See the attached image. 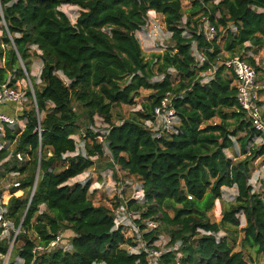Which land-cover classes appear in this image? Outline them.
I'll use <instances>...</instances> for the list:
<instances>
[{"label": "trees", "instance_id": "1", "mask_svg": "<svg viewBox=\"0 0 264 264\" xmlns=\"http://www.w3.org/2000/svg\"><path fill=\"white\" fill-rule=\"evenodd\" d=\"M186 1L191 7L183 22L182 0H0L6 23V29L0 25V81L9 79L16 86L26 72L36 101V107L31 103L24 110L22 129L5 126L0 136V178L10 172L22 176L1 200L5 218L15 226L21 223L15 242L22 244L6 264H17L15 255L21 264H146L144 252L128 250L136 240L115 228L111 209L94 204L91 181L68 183L104 156L105 147L96 139L100 131L90 126L95 116L106 126L101 131L111 157L106 165L116 163L140 179L144 199L130 200L129 207L135 203L142 218L159 222L142 234L144 241L151 243L160 234L168 235L170 243L180 241L182 264H250L248 250L264 264V198L249 182L253 160L261 157L264 164V142L249 146L259 133L237 101L232 70L216 64L222 50L233 57L246 43L264 49V0ZM63 4L81 8L74 23L59 9ZM151 9L163 16L172 43L147 59L136 32ZM197 10L208 17L200 29L189 26ZM204 20L217 31L213 40L204 37ZM219 25L225 28L223 47L216 42ZM193 42L205 55L201 64L194 60ZM33 56L42 61L39 85L29 73ZM245 60L259 69L252 56ZM212 65L213 75L202 83L200 73ZM157 75L162 78L154 79ZM141 88L151 90L149 101L115 123L112 109L133 104ZM167 92L179 116L177 132L153 138L144 120ZM80 114L87 125L84 148L71 154L77 149L72 135ZM213 118L218 121L211 123ZM235 140L243 155L237 161L225 152ZM11 145L22 160L3 161ZM224 186L235 187L236 194L219 221H212L207 212ZM61 229L73 232L68 248L33 252ZM7 251V241L0 238V255ZM173 257L168 252L166 261Z\"/></svg>", "mask_w": 264, "mask_h": 264}, {"label": "built area", "instance_id": "2", "mask_svg": "<svg viewBox=\"0 0 264 264\" xmlns=\"http://www.w3.org/2000/svg\"><path fill=\"white\" fill-rule=\"evenodd\" d=\"M147 15L145 34L149 40H155L157 35L165 28L164 22L156 14L152 18ZM205 22L208 24L205 25ZM0 25L6 29V23L4 21L2 8L0 4ZM231 25V24H229ZM148 28V29H147ZM235 30V27H232ZM147 29V30H146ZM166 30V28H165ZM167 31V30H166ZM168 32V31H167ZM169 33V32H168ZM1 34V30H0ZM170 34V33H169ZM203 34L206 40L210 41L217 37L216 29L210 25L207 20L203 21ZM164 43V42H163ZM165 44V43H164ZM163 51L165 46L161 44L159 47ZM40 52V50H38ZM192 54L194 60L201 64L205 60V55L198 48L195 42L192 43ZM3 58H0V67L2 65ZM222 64L227 68L231 69L235 77V86H236V98L241 107L246 113V117L250 121L252 127L259 133L253 141L249 142V146L257 145L264 142V116L262 105L260 104L261 96L260 90L263 88L259 85L256 79V70L254 66L249 63L244 58L240 56H233L226 58ZM23 70L25 71L24 65L21 61ZM216 69L215 65L210 66L207 70L200 73L202 83H206L210 80ZM27 76V73L25 72ZM159 79L162 78V75H158ZM9 79L2 82L0 81V136L4 133V127L8 126L14 128L15 126L20 125L19 120H24V110L28 109L25 107V104L29 101L33 103L36 107L35 96L33 93V88L29 87L30 96L27 94V90H22L19 86H12L9 84ZM5 104H13L16 106V112L18 114L10 116L5 114L2 111V106ZM22 115V117H21ZM179 124V116L176 113V110L173 106V94L167 92L159 102L154 106L152 116L144 120V127L150 131L153 138H161L169 136L177 132V126ZM19 127V126H18ZM104 132V131H102ZM107 131L105 132V134ZM98 142L104 145V155L109 151L105 146L104 135L101 134V131L96 136ZM1 148V144H0ZM12 158L22 160V154L20 152L14 153L10 152L9 154ZM135 177V176H134ZM126 181L125 183H127ZM117 182H115L116 184ZM132 184L131 182L127 183ZM134 184V182H133ZM13 186H19V181L12 183ZM123 184L120 191L117 193L119 197L118 202H114L112 205L109 204L113 215V221L115 228L122 227L125 235L132 237L136 240V245L128 246V250L132 253L144 252L146 255V264H182L183 253L181 252V242L176 241L175 243H170V237L166 234H160L157 239L151 243L144 241L142 234L150 231L153 228H156L159 225V222L150 218H142L138 211H135L133 207H129L130 200L137 202H142L144 199L143 189L141 188V183H138L137 186L132 185V194L131 197L123 196ZM188 198L191 196L188 195ZM6 212L5 206L1 204L0 199V228L4 229L6 226H9V220L4 216ZM1 238V235H0ZM61 238L59 234L51 240L48 245H37L34 247L33 252L44 251L47 249H55L56 247L68 248V246L60 245ZM174 252V257L170 261H166V254L168 252ZM8 253V251H7ZM6 253V254H7Z\"/></svg>", "mask_w": 264, "mask_h": 264}, {"label": "rangeland", "instance_id": "3", "mask_svg": "<svg viewBox=\"0 0 264 264\" xmlns=\"http://www.w3.org/2000/svg\"><path fill=\"white\" fill-rule=\"evenodd\" d=\"M213 3H216L218 0H212ZM182 7L185 11L184 17H183V22L186 20V16H188L189 12L187 11L191 7V3L186 0H182ZM59 9L67 14L69 17L71 23L75 22L76 17L78 16L81 8L77 5H70V4H63L59 6ZM154 12L148 11L147 15H150L149 17L152 18ZM218 12L214 14V19H217ZM159 18L162 16L160 14H157ZM203 19H207V16L203 15L202 10H197L196 13L192 16L191 23L189 26H196L197 29H200L201 26V21ZM208 23L205 22V25ZM222 26H218L217 29L219 31V37L217 38L216 42L223 47L224 40L226 37L225 34V28H221ZM146 26L143 27L145 29ZM148 29V28H147ZM146 29V30H147ZM145 32V30H143ZM189 35L188 33H186ZM147 40L149 43H147ZM164 40V43H163ZM172 43V40L170 39V34L165 30V28L162 29V31L157 35L155 40H149L148 37L145 39V41H140L141 48L144 52L145 58L149 59L150 51L155 48H159L161 44L165 46V48ZM245 48H243L240 52H237L234 54V56H240L241 58H246L248 56H252L255 60V64L259 67L256 72H260L261 76L263 77L262 79L264 80V49L262 47H256L254 45H250L249 43L245 44ZM228 57H232L227 51L222 50L220 53V56L217 60V65H220L223 60H225ZM33 60L35 63H37L38 67L34 70L36 74L40 72L41 67H42V61H40V58L33 57ZM1 64V62H0ZM20 66L21 63L19 62ZM31 66V65H30ZM40 68V69H39ZM226 72H229L227 69L225 70ZM31 77H34L31 74ZM59 76H62L60 72H58ZM63 77V76H62ZM257 77V75H256ZM154 79H159V76H155ZM178 80V77L174 78V82ZM37 84H40L39 77H36ZM17 86L21 88L22 90H28L29 87L33 88V84L31 83L28 74L27 76L25 75L24 78H21L17 81ZM151 93V90L149 89H144L141 88L139 90V95L135 98V102L131 105L127 104H121L117 105L112 109V115L113 118L112 120L115 123H119L123 118H129L131 113L134 111H137L141 109V104L143 102L149 101V95ZM261 93L264 95V90L261 91ZM31 105V101L27 102L25 104L26 108H29ZM49 106V105H48ZM74 108L75 110L80 113L81 109L78 106V104L75 102L74 103ZM263 116H264V110H263ZM95 123L91 124V128L93 130H99L103 131L106 126L104 123H101L102 120L100 117L95 116L94 117ZM218 121V118H213L210 120V122H216ZM22 123H25L24 120ZM86 123L83 118V115H79V119L77 121V131L75 134L72 136L74 137L76 141V151L71 153L75 154L77 151H83L84 148V135H85V128H86ZM13 145L9 146V151L13 152L12 150ZM9 152V154H10ZM226 154L234 159L235 161L241 159L243 157L242 154H240V143L239 141L235 140L234 146L231 148H228L225 150ZM8 154V156L3 160H10L12 157ZM94 159V158H93ZM111 157L107 153L100 159H95V164L88 168L86 171L83 173L77 175L76 177L70 179L68 183H73L75 181H81L84 182L85 180L89 179L91 181L90 187H89V194L91 195V198L94 202V204H103L106 207L109 208V204L111 203L112 205L114 202L119 201V197L117 193L120 191L122 188L123 184L125 186L123 187V196L124 197H131L132 194V185L137 186L138 183H140V179L137 176L133 175H128L126 171H124L118 164L114 163V165L108 166L106 165L107 161H110ZM11 162V160L9 161ZM105 164V167L103 166ZM3 171V167L0 166V172ZM22 178L21 174L19 173H6L4 176L0 178V199L5 200L6 193L12 187V183L15 181H18ZM126 181L131 182L132 184H127L125 183ZM115 182H117L115 184ZM134 182V184H133ZM249 182L251 183L254 191L258 192L263 198H264V164L262 161L261 157H258L253 160L252 162V167H251V172H250V178ZM236 194V188L235 187H222V193H221V198L220 199H215L214 204L212 208L207 212V215L212 221H219L221 217V210L222 208L228 204L230 201L234 199V196ZM138 203V202H136ZM136 206L135 203H133V207ZM44 206H41V209H43ZM166 211L172 215V208H167ZM241 224L244 225L245 219L242 214L239 215ZM2 224H0L1 226ZM17 226L14 225L13 221L9 220V226H6V228L2 229L0 228V235L1 238L5 239L8 243V253L5 255H0V264H6L7 260L13 251V256H14V251L22 244V240L19 239L17 242H15L16 234H17ZM223 234V233H221ZM28 235L32 238H34V234L30 231L28 232ZM73 235L72 231H69L68 229H61L59 232V236L61 238L60 245L61 246H68L71 240V236ZM68 244V245H67ZM246 258L250 262V264H261V258L257 256L253 250H248L245 253ZM15 260L17 264H21L22 259L17 255H15ZM98 264V263H97Z\"/></svg>", "mask_w": 264, "mask_h": 264}, {"label": "crops", "instance_id": "4", "mask_svg": "<svg viewBox=\"0 0 264 264\" xmlns=\"http://www.w3.org/2000/svg\"><path fill=\"white\" fill-rule=\"evenodd\" d=\"M150 11H152V12H154V14H159V13H156L154 10H149V12ZM153 14V15H154ZM162 16V15H161ZM161 19L163 20V16L161 17ZM143 30H145V29H141V30H138L137 32H136V36H137V38H138V40H139V42L140 41H145V39L147 38L146 37V34H145V32L143 31ZM163 42H164V40H163ZM147 43H149V41L147 40ZM161 49L160 48H155V49H152L151 51H150V55H149V58H151L152 57V54L153 53H159V52H162V51H160ZM37 51V53H40L38 50H36ZM34 57V56H33ZM33 57L31 58V66H30V72H31V74L33 73V74H35V75H33L35 78L36 77H39V73L40 72H38V74H36L35 73V69H36V67H38V65H37V63H35V61L33 60ZM35 57H37V58H39L38 56H35ZM40 61H41V59H40ZM40 69V68H39ZM256 75H257V77H256V79H257V82L259 83V85L261 86V87H263L261 90H260V96H261V101H260V104L262 105V110H264V95L261 93V91H263L264 90V80L262 79L263 77L261 76V74H260V72H256ZM17 83V82H16ZM2 111L5 113V114H7V115H10V116H14V115H16V114H18L17 112H16V106L15 105H13V104H5V105H3L2 107ZM22 121L23 120H19V122H20V125H18L19 126V128L20 129H22L23 127H24V125H25V123H22ZM76 177V176H75ZM74 178V177H73ZM78 181V180H77Z\"/></svg>", "mask_w": 264, "mask_h": 264}, {"label": "water", "instance_id": "5", "mask_svg": "<svg viewBox=\"0 0 264 264\" xmlns=\"http://www.w3.org/2000/svg\"><path fill=\"white\" fill-rule=\"evenodd\" d=\"M19 62L21 63V59L20 58H19ZM38 173H39V165H37V168H36L35 179H34V183H33L32 189H31L30 198H29L27 206L29 205V202H30L31 197L33 195V192H34V189H35V185H36V181H37V177H38ZM20 226H21V223H19V225L17 226V230L18 231H19Z\"/></svg>", "mask_w": 264, "mask_h": 264}]
</instances>
